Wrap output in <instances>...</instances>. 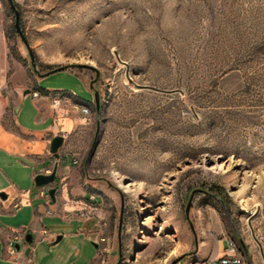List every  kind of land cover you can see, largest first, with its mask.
<instances>
[{"label":"rangeland","instance_id":"rangeland-1","mask_svg":"<svg viewBox=\"0 0 264 264\" xmlns=\"http://www.w3.org/2000/svg\"><path fill=\"white\" fill-rule=\"evenodd\" d=\"M14 2L28 44L4 0L8 57L35 76L29 49L40 72L63 66L38 85L83 125L59 133L54 166H70L66 195L74 212L93 208L97 227L91 241L48 213L64 236L41 237L26 255L210 264L229 247L264 264V0ZM0 264L13 262L0 252Z\"/></svg>","mask_w":264,"mask_h":264},{"label":"crops","instance_id":"crops-1","mask_svg":"<svg viewBox=\"0 0 264 264\" xmlns=\"http://www.w3.org/2000/svg\"><path fill=\"white\" fill-rule=\"evenodd\" d=\"M8 18L4 0H0V92L20 94L16 100L0 99V191L7 194L6 197L0 196V252L2 258L13 264H35L33 255L26 253L29 248L33 252V244L45 237L42 231L46 230L47 238L53 242L59 234L62 237L65 234L49 229L46 214L56 212L65 220L75 221V233H82L84 238L91 241L92 236L97 234V227L93 217L84 218L74 212L73 205L76 204L66 195L65 190L72 182L68 174L71 169L67 164L57 167L55 202L41 196L35 186V174L50 170L62 157L61 146L58 157L50 151L51 138L64 131L75 130L83 124L74 110L67 112L69 106L54 107L55 104L49 100L54 90L40 87L39 76L29 71V66L11 63L5 37ZM33 90L40 95L33 96ZM28 96L31 101L26 107L21 100ZM59 108L62 110L59 111ZM83 197L87 198V195L80 196L82 205L85 202ZM16 214H20L22 219L13 220ZM18 232H22L24 237L16 238ZM28 232L33 234L31 242L26 240ZM11 240L17 251L15 254L9 252Z\"/></svg>","mask_w":264,"mask_h":264},{"label":"water","instance_id":"water-1","mask_svg":"<svg viewBox=\"0 0 264 264\" xmlns=\"http://www.w3.org/2000/svg\"><path fill=\"white\" fill-rule=\"evenodd\" d=\"M10 3H11V6L12 8L14 9V12H15V25L16 27L18 28L19 32H20V35L21 37L23 38L24 42L26 44L27 43V40L23 34V32L21 31L20 29V26H19V12H18V9L16 7V4L14 2V0H9ZM29 52H30V56H31V62H32V66L34 68V70L37 72V74L39 76H44V75H47L49 73H52V72H55L57 70H60L63 68V66H58V67H55V68H51L45 72H40L38 69H37V66H36V62H35V58L33 56V53L31 51V49H29ZM96 100H97V106H98V96H97V93H96ZM64 142V136L62 134H56L54 135L51 140H50V151L57 157L59 156V148L60 146L63 144ZM57 179V168L56 166H54L52 169H50V171L48 172H44V171H41V172H37L34 176V183H35V186L37 187H40V186H43V185H50L49 188H48V194L50 196V199H51V202H55L56 201V194H57V186L54 184L55 181ZM0 196L2 197H6L7 194L3 191H0ZM189 206H190V201L187 205V208L186 210L188 211L189 209ZM62 237V234H59L56 239H55V242H58ZM33 239V234L31 232H28L27 235H26V240L28 242H31Z\"/></svg>","mask_w":264,"mask_h":264},{"label":"built area","instance_id":"built-area-1","mask_svg":"<svg viewBox=\"0 0 264 264\" xmlns=\"http://www.w3.org/2000/svg\"><path fill=\"white\" fill-rule=\"evenodd\" d=\"M33 96H38V92L37 91H34L33 93ZM50 171L49 169L44 171V172H48ZM50 185H43V186H40L38 187L39 189V194L41 196H44V197H48L50 198L49 194H48V188H49ZM93 208L91 209H88V210H79L78 211V214L81 216V217H84V218H89V217H93ZM49 212H52L51 209H48ZM105 224V222H103ZM42 234L43 236L47 237L48 236V232L46 230L42 231ZM24 235L22 234V232H18L16 238H23ZM100 240L101 241H105L106 240V237L105 236H101L100 237ZM9 252L10 254H15L17 253L15 247L13 246V241L11 240L10 241V249H9ZM210 264H234V258L231 254V252H229V247L226 249V251L223 253V255H221L217 260H213L211 262H209Z\"/></svg>","mask_w":264,"mask_h":264},{"label":"bare ground","instance_id":"bare-ground-1","mask_svg":"<svg viewBox=\"0 0 264 264\" xmlns=\"http://www.w3.org/2000/svg\"><path fill=\"white\" fill-rule=\"evenodd\" d=\"M231 254H232L233 258H234V264H244L241 256H239L238 254H236L234 252L231 253Z\"/></svg>","mask_w":264,"mask_h":264}]
</instances>
